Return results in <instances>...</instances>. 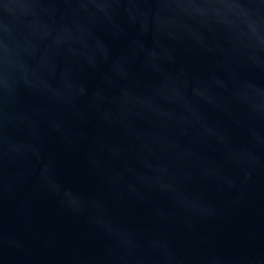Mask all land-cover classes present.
Instances as JSON below:
<instances>
[{
    "label": "water",
    "instance_id": "1",
    "mask_svg": "<svg viewBox=\"0 0 264 264\" xmlns=\"http://www.w3.org/2000/svg\"><path fill=\"white\" fill-rule=\"evenodd\" d=\"M0 264H264V0H0Z\"/></svg>",
    "mask_w": 264,
    "mask_h": 264
}]
</instances>
